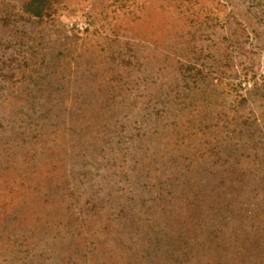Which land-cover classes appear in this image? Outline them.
Masks as SVG:
<instances>
[{
	"label": "trees",
	"instance_id": "trees-1",
	"mask_svg": "<svg viewBox=\"0 0 264 264\" xmlns=\"http://www.w3.org/2000/svg\"><path fill=\"white\" fill-rule=\"evenodd\" d=\"M220 1L132 0L112 39L41 59L19 112L44 118L0 131V264H264V135L220 88ZM63 3L21 9L44 21ZM90 74L99 97L61 95Z\"/></svg>",
	"mask_w": 264,
	"mask_h": 264
},
{
	"label": "rangeland",
	"instance_id": "rangeland-1",
	"mask_svg": "<svg viewBox=\"0 0 264 264\" xmlns=\"http://www.w3.org/2000/svg\"><path fill=\"white\" fill-rule=\"evenodd\" d=\"M131 2L132 0H64L53 19L36 21L23 15V0H0V106H5L8 111L0 114V131L8 122H15L23 129L26 123L33 124L44 118L41 115L26 120L19 112L22 109L29 113L28 107L34 104L42 91L36 83L37 71L33 70L38 63L40 65L41 59L47 62L52 60L58 49L66 43L73 44L74 53H82L90 45L104 41L105 37L111 36L112 39L113 33L120 32V22L125 18L122 13ZM220 3L227 8L224 13L229 23V26L218 33L224 40L216 43L228 46L227 51L221 53L223 56L226 53L229 66L225 69V76L220 79V88L230 90L229 98L237 95L247 97V106L240 113L250 118L246 121L248 123L256 120L259 124L257 128L264 135L261 93H250L255 88V81L264 77V0L252 7V2L248 0H225ZM125 48L129 51L127 46ZM50 55L52 58H49ZM89 61L82 65L81 70H84ZM71 69L70 77L74 79L77 77L74 72L75 64H71ZM134 77L132 81L136 83V76ZM87 79L89 82H83L80 88H69L66 91L62 89L61 95L71 98L74 94L83 92L99 97L100 91L90 87L92 74L87 75ZM261 86L262 84L259 85ZM133 94V97L143 102L144 92L136 88ZM70 103L71 100L67 101V106ZM243 126L237 125V129ZM12 151L17 149L13 148ZM18 153L31 156L28 148ZM18 153L15 155H19Z\"/></svg>",
	"mask_w": 264,
	"mask_h": 264
},
{
	"label": "built area",
	"instance_id": "built-area-1",
	"mask_svg": "<svg viewBox=\"0 0 264 264\" xmlns=\"http://www.w3.org/2000/svg\"><path fill=\"white\" fill-rule=\"evenodd\" d=\"M82 29V28H81Z\"/></svg>",
	"mask_w": 264,
	"mask_h": 264
}]
</instances>
